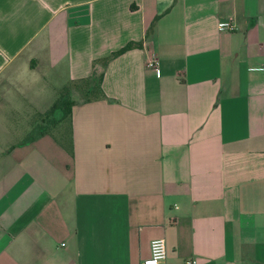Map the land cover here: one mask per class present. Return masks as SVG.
Masks as SVG:
<instances>
[{"label":"crops","instance_id":"1","mask_svg":"<svg viewBox=\"0 0 264 264\" xmlns=\"http://www.w3.org/2000/svg\"><path fill=\"white\" fill-rule=\"evenodd\" d=\"M61 65L91 87L22 140L14 82ZM263 65L264 0H0V264H264Z\"/></svg>","mask_w":264,"mask_h":264},{"label":"rangeland","instance_id":"2","mask_svg":"<svg viewBox=\"0 0 264 264\" xmlns=\"http://www.w3.org/2000/svg\"><path fill=\"white\" fill-rule=\"evenodd\" d=\"M67 69L66 65H61L43 80L33 81L34 78L30 77L27 81L20 80L18 86L14 82L13 90H16L14 94L19 99L16 103L15 121L19 124L17 131L21 133L22 140L39 134L40 130L50 131L56 136H60L62 128L59 124L51 123L55 119H51V121L50 118H45V115L64 92L65 87L63 86L66 84L68 76ZM7 109L5 106L3 110ZM44 111L46 113H43Z\"/></svg>","mask_w":264,"mask_h":264},{"label":"trees","instance_id":"3","mask_svg":"<svg viewBox=\"0 0 264 264\" xmlns=\"http://www.w3.org/2000/svg\"><path fill=\"white\" fill-rule=\"evenodd\" d=\"M143 47V42H130L128 43L125 47H123L122 49H120L119 51L113 53L112 55H110L109 57L103 59L101 62L103 63V65H107L112 59L117 58L123 54H125L126 52L136 49V48H142ZM102 80V77L100 78V82ZM78 84V85H77ZM92 85V80L91 78H87V79H83L80 80L78 82H72L70 83L67 87L64 88V92L60 95V97L58 98V100L56 101V103L54 104V106L49 110V112L46 113L45 118H50L51 119H55L53 120L54 124H62L63 128L67 125H69L70 123V119H71V110H72V106L74 105V100L72 99V91H74V89L80 87L82 88L87 94V91L89 90V88ZM90 98H88V100H91L93 98H105L106 96L104 95V92L101 88V85H99L98 87H95L91 92H90ZM58 110H61L63 112V118L59 121L56 120L55 118V114ZM52 121V120H51ZM44 135L45 133H48L50 131H46V130H40ZM51 134L58 140L61 141V137H63V134L61 132L60 136H56L55 134H53L51 132ZM68 150L70 153H72V150L70 149V147H68Z\"/></svg>","mask_w":264,"mask_h":264},{"label":"built area","instance_id":"4","mask_svg":"<svg viewBox=\"0 0 264 264\" xmlns=\"http://www.w3.org/2000/svg\"><path fill=\"white\" fill-rule=\"evenodd\" d=\"M222 31H233L235 26L232 22H222L219 24ZM159 61L155 54H152L147 62L149 69H158ZM264 70V65L258 68ZM142 264H167V245L164 239H155L150 244V256L146 258ZM187 264H196L195 261L187 262Z\"/></svg>","mask_w":264,"mask_h":264}]
</instances>
